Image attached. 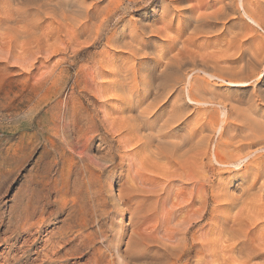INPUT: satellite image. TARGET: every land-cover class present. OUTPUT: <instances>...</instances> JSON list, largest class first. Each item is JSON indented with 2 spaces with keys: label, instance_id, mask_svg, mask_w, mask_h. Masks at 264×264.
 <instances>
[{
  "label": "rangeland",
  "instance_id": "rangeland-1",
  "mask_svg": "<svg viewBox=\"0 0 264 264\" xmlns=\"http://www.w3.org/2000/svg\"><path fill=\"white\" fill-rule=\"evenodd\" d=\"M252 49L264 0H0L6 264H264V132L242 137L264 123V102L246 104L264 50L227 82ZM174 144L177 162L155 156ZM255 150L249 178L232 163Z\"/></svg>",
  "mask_w": 264,
  "mask_h": 264
},
{
  "label": "bare ground",
  "instance_id": "bare-ground-1",
  "mask_svg": "<svg viewBox=\"0 0 264 264\" xmlns=\"http://www.w3.org/2000/svg\"><path fill=\"white\" fill-rule=\"evenodd\" d=\"M240 4H241V3H240ZM193 7H194V6H193ZM223 7H224V6H223ZM223 7H222V8H223ZM191 9H193V8H191ZM219 9H220V8H219ZM224 9H225V7H224L222 10H224ZM185 10H187V9H185ZM189 10H190V9H189ZM193 10H194V9H193ZM197 10H199V9H197ZM197 10H195V11L197 12ZM192 12H193V11H192ZM198 12H199V11H198ZM200 12H201V11H200ZM223 12H224V11H223ZM202 14H203V13H202ZM222 14L224 15V13H222ZM177 15H178V14H177ZM200 15H201V14H200ZM204 15L206 16V15H209V14H203V15H202V18H203V19H202V22H203V20L206 18ZM211 15H212V14H211ZM213 15H214V14H213ZM215 15H217V13H215ZM215 15H214V16H215ZM223 15H222V16H223ZM214 16H212V17L210 16V17H211V18H214ZM189 17H191V16H189ZM193 17H194V16L192 15V18H191V19H193ZM204 17H205V18H204ZM218 17H219V16H218ZM178 18H179V15H178ZM211 18H209V19H211ZM216 18H217V17L215 16V19H216ZM249 18H250V21L252 20L253 22H252V21H251V22L257 26V23H256V21L254 20L253 16H252V17H249ZM209 19H207V20H209ZM220 19H222V18L220 17ZM205 20H206V19H205ZM212 20H213V19H212ZM216 20H217V19H216ZM185 21L187 22V20H185ZM185 21H184V22H185ZM209 21H210V20H209ZM191 22H193L195 25H197L198 23L201 22V18H199V17L197 18V16H195V20L193 19V21H191ZM202 22H201V24H202ZM206 23H207V22H206ZM185 24H186V23H185ZM185 24H183V25H185ZM187 24H188V23H187ZM190 24H192V23H189V25H190ZM207 24H208V23H207ZM209 24H210V23H209ZM209 24H208V25H209ZM183 25H182V26H183ZM189 25H187V26H189ZM208 25H207V27H208ZM190 26H191V25H190ZM197 26H199V28L201 27L200 25H197ZM185 27H186V26H185ZM202 27H203V24H202ZM187 28H188V27H187ZM189 28H190V27H189ZM194 28H195V27H194ZM197 28H198V27H197ZM221 28H222V27H221ZM185 29H186V28H185ZM202 29H203V28H202ZM202 29H201V30L195 29V30H197V32H196L197 34H195L196 37H198L197 35H198L200 32H203ZM204 29H206V27H205ZM195 30H194V31H195ZM191 31H192V28H191ZM198 31H200V32L198 33ZM179 32L181 33V31H179ZM192 33H193V31H192ZM192 33H190V34H192ZM200 34H201V33H200ZM10 36H11V35H10ZM192 36H193V35H192ZM164 38H165V37H164ZM192 38H193V37H192ZM171 42H172V41H171ZM173 42H175V40H173ZM197 46H198V45H197ZM200 47H201V46H200ZM240 47H241V46H240ZM218 48H219V47H218ZM241 48H242V47H241ZM260 49H262V48H259V50H260ZM252 50H253V49H252ZM256 50H257V49H256ZM259 50H258V51H259ZM263 50H264V49H263ZM263 50H261V52H262ZM253 51H254V50H253ZM199 52H200V51H199ZM249 52H250V51H249ZM261 52H257V51L252 52V51H251V52L249 53V57H248L247 60L244 59V55H240V56L238 57V63H237V64H239V66L242 65V66H244V67L247 68V69L249 68V66H250V68H251V66L253 67V64L255 63V62H253V64H252V60H253V61L257 60L255 57H257V58H258V56L260 57L259 53H261ZM201 53H202V52H201ZM206 53H207V52H206ZM172 54H173V53H172ZM238 54H239V53H238ZM242 54H243V53H242ZM233 55H234V54H233ZM262 55H263V53H261V56H262ZM190 57H191V56H190ZM209 57H210V56H209ZM191 58H192V57H191ZM200 58H201V57H200ZM204 58H205V56H204ZM207 58H208V57H207ZM207 58H205L203 61H206ZM169 59H170V58H169ZM188 59H189V58H188ZM192 59H194V58H192ZM223 59H224V58H223ZM236 59H237V58H236ZM167 60H168V59H167ZM189 60H190V59H189ZM189 60H188V61L186 60V64H187V62H189ZM200 60H201V61H200V63H201V62H202V59H200ZM207 60H208V59H207ZM259 60H260V59H258V61H259ZM191 61H192V60H191ZM209 61H210V58H209ZM212 61H213V60H212ZM212 61H211V62H212ZM168 62H169V61H168ZM180 62H181V61H180ZM182 62H183V61H182ZM192 62H193V61H192ZM195 62H196V61H195ZM195 62H194V63H195ZM198 62H199V61H198ZM232 62H233V61H232ZM232 62H231V63H232ZM170 63H172V60L170 61ZM170 63H168V64L170 65ZM178 63H179V62H178ZM178 63L176 64V62H175V63L173 62L172 64H176V66H177V68H178ZM183 63L185 64V61H184ZM200 63H199V64H200ZM204 63H205V62H204ZM204 63L202 62V65H203ZM225 63H227V62H225ZM231 63H230V64H231ZM180 64H181V63H179V66H180ZM189 64H190V63H189ZM209 64H210V63H209ZM230 64H229V65H230ZM232 64H233V63H232ZM255 64H256V63H255ZM194 65H195V64H194ZM194 65H193V66H194ZM196 65H197V64H196ZM225 65H228V64H225ZM256 65H257V64H256ZM170 66H171V65H170ZM191 66H192V64H191ZM193 66H192V67H193ZM207 66H208V64H207ZM209 66H210V65H209ZM213 66H214V64H213ZM233 66H234V67H232V66H229V67H230L231 69H232V68H235V69L238 68V65H236V61H235V64H233ZM242 66H241L240 68H238L241 72L239 71L240 74H237V75H236V73L238 72L237 70H232V71H234V72H236V71H237V72H236L235 74H234V72H231V74L229 75L231 69L228 67V68H229V70H228V71H229V73H228V75H229V79H228L227 82H229V84H231V85H237V86H242V85H245V84H246V83H245V84L243 83L244 81L242 82V80H243V78H244L243 76H245V74L243 73V69H241ZM254 66H255V65H254ZM203 67H205V65H204ZM214 67H215V66H214ZM222 67H223V66H222ZM225 67H226V66H225ZM181 68H182V67L180 66L179 69L181 70ZM196 68H198V67L196 66ZM206 68H207V67H206ZM245 68H244V72H245ZM172 69H173V66H172ZM172 69H169V70L173 71ZM183 69H184V68H183ZM200 69H201V68H200ZM211 69H212V68H211ZM211 69H210V70H209V69H206V70L211 71ZM219 69H222L221 66H220ZM219 69H218V70H219ZM247 69H246V70H247ZM169 70H168V71H169ZM175 70H178V69H175ZM175 70H174V71H175ZM214 70H215V69H214ZM214 70H213V72H214ZM216 70H217V68H216ZM222 70H223V72H224V70L227 71V68H226V69L224 68V69H222ZM174 71H173V74H174ZM181 71H182V70H181ZM181 71H180V73H181ZM196 71H197V70H196ZM203 71H204V68H203ZM219 71H220V70H219ZM226 71H225V72H226ZM190 72H191V71H190ZM193 72H194V71H193ZM199 72H200V71H199ZM215 72H216V71H215ZM220 72H221V74H222V71H220ZM239 72H238V73H239ZM167 73L170 74L169 72H167ZM167 73H165V74H167ZM171 73H172V72H171ZM216 73H218V71H217ZM245 73H247V72H245ZM255 73H256V72H255ZM173 74H172V75H173ZM198 74H200V73H198ZM226 74H227V72H226ZM174 75L176 76V74H174ZM174 75H173V76H174ZM178 75H180V74L178 73ZM181 75H182V73H181ZM215 75H216V74H215ZM222 75L224 76V73H223ZM228 75H227V76H228ZM239 75H240V76H239ZM250 75H251L250 78H249V75H248V76H247L248 78H246V80H249V79H251V78L253 77V73L250 74ZM170 76H171V74H170ZM170 76H168V77H170ZM183 76H184V75H183ZM196 76H197V75H196ZM198 76H199V75H198ZM202 76L204 77V75H202ZM206 76H207V75H206ZM209 76H210V75H209ZM259 76L261 77V73H260V72H259ZM259 76H258V77H259ZM171 77H172V76H171ZM178 77H179V76H178ZM178 77H177V78H178ZM181 77H182V76H181ZM203 77H202L201 79H203ZM211 77L213 78V76H211ZM216 77H217L218 79H220V80H224L223 78H225V76H224L223 78L220 77V76H216ZM245 77H246V76H245ZM174 78H176V77H174ZM189 78H190V77H189ZM191 78H192V76H191ZM198 78H199V77H198ZM198 78L196 77V79H198ZM178 79H179V78H178ZM199 79H200V78H199ZM188 80H189V79H188ZM193 80H194V79H193ZM244 80H245V79H244ZM246 80H245V82H246ZM255 80H256V79H255ZM176 81H177V79H176ZM249 81H250V80H249ZM221 82H222V81H221ZM189 83H190V82H189ZM241 83H243V84H241ZM183 86H184V85H183ZM189 88H190V87H189ZM189 88H188V89H189ZM186 90H187V89H186ZM186 92H187V91H186ZM187 93H188V92H187ZM189 93H190V91H189ZM143 94H144V93H143ZM187 95H188V94H187ZM192 95H193V94H192ZM190 96H191V95H190ZM187 97H188V96H187ZM142 98L144 99V97H142ZM188 98H189V97H188ZM194 99H195V101H196V103H197L198 101L196 100V98H194ZM194 99H193V100H194ZM189 100H190V99H189ZM193 100H192V101H193ZM140 101H141V100H140ZM257 101H258V102H257ZM137 102H138V101H137ZM216 102H217V101H216ZM259 102H260V103H261V102H264V90H263V91H260V90H256V89H254V90L252 91V99H250L246 104L249 105V106H251V109H254V110H253V113H254V111H258V109H257V105H259V104H258ZM173 103H175V102H173ZM189 103H190V102H189ZM200 103H201V102H200ZM262 104L264 105V103H261V105H262ZM138 105H139V104H138ZM202 105H203V104H202ZM214 105H215V104H214ZM223 105H225V104H223ZM246 107H248V106H246ZM258 108H259V107H258ZM251 109H250V111H252ZM244 110H245V109H244ZM246 110H247V109H246ZM246 110H245V111H246ZM232 111H233V110H232ZM261 111H262V110H261ZM141 112H143V111H141ZM248 112H249V111H248ZM144 113H145V112H144ZM139 114H140V113H139ZM141 114H142V113H141ZM250 114H251V112L248 114V117L251 116ZM254 114H256V113H254ZM262 114H263V113H262ZM143 115H144V114H143ZM243 115L245 116L246 114H243ZM223 116H224V115H223ZM252 116H253V115H252ZM248 117H247V118H248ZM262 117H263V116H262ZM249 118H250V122H252V119H254L255 117H253V118H252V117H249ZM249 118H248V119H249ZM260 119H263V118H261V116H260ZM260 119H259V120H260ZM255 120H256V118H255ZM224 121H225V120H224ZM246 121H247V120H246ZM246 121H245V122H246ZM253 121H254V120H253ZM256 121H257V120H256ZM262 121H264V120H262ZM132 122H133V120H132ZM134 122H135V121H134ZM221 122H222V121H221ZM247 122H249V121H247ZM250 122H249V123H250ZM128 123H129V122H128ZM128 123H127V124H128ZM135 123H136V122H135ZM133 124H134V123H132V127L137 126V124L134 125V126H133ZM245 124H246V123H245ZM250 124H251V123H250ZM139 126H140V125H139ZM244 126H245V125H244ZM137 128H138V130H139V127H136V129H137ZM248 129H249V131L251 132V134H250V135H246V134L243 135L242 137H243L244 141H245V139H246V140H247V139H254V138H257V137L261 136V135H262V130H263V132H264V123H263V122L260 123L259 121L254 122L253 124L249 125ZM132 131H133V130H132ZM242 131H243V130H242ZM170 132H171V131H170ZM170 132H169V133H170ZM133 133H134V132H133ZM133 133H132V134H133ZM234 133H235V132H234ZM235 134H236V133H235ZM258 134H259V136H258ZM136 135H138V133H136ZM136 135H135L134 138H136ZM236 135H237V134H236ZM236 135H235V138H236ZM161 136H162V135H161ZM161 136H160V137H161ZM233 136H234V135H233ZM238 136L240 137L241 135H238ZM238 136H237V137H238ZM229 138H230V137H229ZM232 138H234V137H232ZM232 138H231V139H232ZM136 139L138 140V137H137ZM149 139H150V138H149ZM263 139H264V136L260 137L259 140H263ZM128 140H129V139H128ZM157 140L159 141L160 139H157ZM138 141H139V140H138ZM230 141L232 142L233 139L230 140ZM135 142H136V141H135ZM144 142H145V141H144ZM148 142H149V141H148ZM145 143H147V142H145ZM237 143H238V142H237ZM240 143H241V142H240ZM262 143H263V142H262ZM149 144H150V142H149ZM227 144H229V143H227ZM235 144H236V143H235ZM242 144H244V143H242ZM246 144H247V142H246ZM246 144H245V145H246ZM251 144H252V142H250V143L248 142L246 148H248ZM150 145H151V144H150ZM150 145H149V146H150ZM163 145H164V144H163ZM229 145H230V144H229ZM238 145H239V143H238ZM254 145H256V144H254ZM254 145H253V146H254ZM143 146H145V144H144ZM147 146H148V145H147ZM151 146H152V145H151ZM167 146H168V145H167ZM169 146H170V145H169ZM169 146H168V147H169ZM180 146H181V145H180ZM251 146H252V145H251ZM171 147H172V146H171ZM178 147H179V146H178ZM233 147H234V146H233ZM236 147H237V146H236ZM243 147H245V146H243ZM149 148H150V147H149ZM149 148H148V149H149ZM156 148H157V146H156ZM158 148H159V146H158ZM158 148H157V150H158ZM176 148H177V147H175V144H174V146H173L172 148H167V149H165V150L161 149L162 151H161V150H160V151H159V150H158V151H154V152H155V156L158 157V158L166 159V160H167V163L172 162V160H174V159H172V158H175V160H176V159H177V156H178V154H177L178 152L176 151ZM182 148H183V145H182ZM182 148H179V149L177 148V149L180 150V149H182ZM240 148H241V147H240ZM262 148H263V147H262ZM146 150H147V149H146ZM184 150H185V149H184ZM235 150H236V149H235ZM251 150H252V149H251ZM261 150H262V149H261ZM148 151H149V150H148ZM180 151H181V150H180ZM223 151H224V150H223ZM233 151H234V150H233ZM263 151H264V148H263ZM182 152H183V151H182ZM252 152H253V151H252ZM257 152H258V150H255L254 153H247V155L245 156V158L248 157V156H250V158L246 161V163L241 164V163H234V162H233V163H232V166H233L235 169H238V170H242V169H243L244 171H246V174H245L246 177L248 176V174L251 173L249 170H252V169H254V168H257V166H258V169H257V170L259 171L257 175H260V174H259L260 172H263V173H264V154L261 155L262 157H261V156H258L259 158H261V161H260V160L258 159V157H257L258 162H259V163H258L257 160H256V162L258 163V164H256L257 166L254 165V164L250 161V159L253 158V157L255 156V154H257ZM186 153H188V151H187ZM223 153H225V152H223ZM263 153H264V152H263ZM149 154H150V153H149ZM149 154H148V156H149V158H150L151 155H149ZM151 154H153V151H152ZM180 155H182L181 152H180ZM182 156H183V158H186V154H185V152H184V155H182ZM184 156H185V157H184ZM156 157H152V159H153V158H156ZM178 157H180V156H178ZM187 157H188V156H187ZM218 157H219V156H218ZM149 158H146V159H149ZM180 158H181V157H180ZM212 158H213V157H212ZM216 158H217V157H216ZM216 158H215V159H216ZM223 158H224V157H223ZM146 159H145V160H146ZM171 159H172V160H171ZM154 160H155V159H154ZM156 160H157V159H156ZM159 160H160V159H159ZM168 160H169V162H168ZM181 160H182V159H181ZM217 160H218V159H217ZM221 160H222V159H221ZM221 160H220V162H219L220 164L225 163V159H224L223 161H221ZM226 160H227V159H226ZM251 160H252V159H251ZM176 162H177V160H176ZM178 162H179V160H178ZM214 162H215V160H214ZM254 162H255V160H254ZM173 163H175V162H173ZM229 163H231V161L229 162V160H227V163H226V164H229ZM175 164H176V163H175ZM177 164H179V163H177ZM222 166H223V165H222ZM229 166H231V165L229 164ZM229 166H228V167H229ZM232 166H231V167H232ZM227 170H228V169H227ZM257 170H256V171H257ZM252 171H254V170H252ZM249 172H250V173H249ZM238 174H239V173H238ZM252 174H253V173H252ZM250 175H251V174H250ZM253 175H254V174H253ZM253 175H251V176H253ZM245 176H244V177H245ZM238 177H239V176H238ZM246 177H245V178H246ZM248 177H249V176H248ZM255 177H256V175H255L253 178H255ZM259 177H260V176H259ZM240 178H242V177H240ZM249 178H250V177H249ZM140 179H142V178H140ZM247 179H248V178H247ZM241 180H243V178H242ZM248 180H249V179H248ZM251 180H252V181H251V183H250V184H251L250 186L252 187V186H254L256 183H255V179H252V178H251ZM256 182H257V181H256ZM263 182H264V180H263ZM263 182H262V183H263ZM262 183H261V184H262ZM143 184H144V183H143ZM263 184H264V183H263ZM168 185H169V184H168ZM250 186H248V187H250ZM248 187H247V188H248ZM249 189H250V188H249ZM242 191H243V190H242ZM262 211H263V210H262ZM201 216H202V215H201ZM3 235H4V234H3ZM105 241H106V240H105ZM182 244H183V243H182ZM185 245H186V244H185ZM65 246H66V245H65ZM230 246H231V245H230ZM61 248H62V247H61ZM225 248H226V246H225ZM58 249H59V248H58ZM238 249H239V248H238ZM229 250H231V249H229ZM222 251H223V250H222ZM56 252H57V251H56ZM226 252H227V251H226ZM54 253H55V252H54ZM5 254H6V256H4ZM221 255H222V254H221ZM7 256H8V253L0 254V257L2 258V260H4V264H6V263H8V262L10 261V260L7 258ZM17 257H18V256H17ZM47 257H48V256H47ZM34 259H35V258H34ZM110 259H111V257H110ZM110 259H109V260H110ZM47 260H48V258H47ZM51 260H52V259H51ZM53 260H54V259H53ZM49 262H50V260H49ZM183 262H184V261H183ZM12 263H13V262H12ZM40 263H41V262H40ZM105 263H106V262H105ZM166 264H167V263H166Z\"/></svg>",
  "mask_w": 264,
  "mask_h": 264
}]
</instances>
